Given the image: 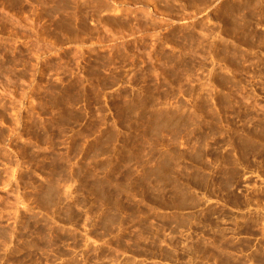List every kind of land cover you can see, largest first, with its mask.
<instances>
[{"label": "rangeland", "instance_id": "obj_1", "mask_svg": "<svg viewBox=\"0 0 264 264\" xmlns=\"http://www.w3.org/2000/svg\"><path fill=\"white\" fill-rule=\"evenodd\" d=\"M0 264H264V0H0Z\"/></svg>", "mask_w": 264, "mask_h": 264}]
</instances>
